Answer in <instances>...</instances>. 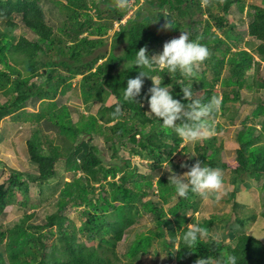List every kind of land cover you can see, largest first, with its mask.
<instances>
[{
	"label": "trees",
	"instance_id": "obj_1",
	"mask_svg": "<svg viewBox=\"0 0 264 264\" xmlns=\"http://www.w3.org/2000/svg\"><path fill=\"white\" fill-rule=\"evenodd\" d=\"M42 1L0 0V95L4 96V100L0 99V128L8 117L15 125H19L17 121L21 119L24 128L30 127L28 160L36 169L31 174L14 168L6 177L5 171L0 170V214L11 203L18 202L25 208L20 222L11 228H0V245L4 244L6 250L0 251V264H131L121 259L117 246L127 241L128 229L146 214L155 220L156 228L138 234L131 242L123 254L131 261L149 254L154 240L162 238L173 264H197L200 258H207L210 264H222L227 255H235L238 264H264V241L238 230L244 228L251 215L254 219L255 213L242 209L234 221L228 216L212 214L200 224L212 233L217 222H225V239L229 237L232 242L204 241L192 249L184 246L181 232L194 219L201 194L190 192L187 198H177L174 186L168 183L171 174L163 173L156 178L153 173H142L133 166L130 157L122 163L108 164L101 148L93 142L98 134L102 135L110 142L113 156L128 148L131 156L152 160L149 165L152 170L168 162L176 173L183 168L182 164L189 169L197 160L222 171L229 170L234 190L228 200L235 198L242 186L247 187L252 182L262 183L260 191L264 192V99L259 98L252 116L247 115L241 121L242 127L237 129L235 136L237 149L233 160L224 159L223 142L211 133L210 138L202 139L203 143L195 147L198 158L192 157L180 164L174 161L173 154L185 139L173 129L162 126L160 120L147 111L151 78L144 77L137 103L126 101L123 96L127 80L144 70L149 75L161 78L163 75V83L172 85L174 97L182 98L181 86L175 82L182 79L179 74L173 79L158 70L132 67L135 53L141 47L147 48L149 56L163 50L168 41L163 35L164 24L169 23L170 39L178 38L185 30L192 39H199L209 49L210 55L202 63L210 64L212 76L207 68L200 74L195 69L193 76L196 79L193 90L200 93L197 95L203 103L213 97L219 98L216 83L229 62L230 75L221 81L232 90L223 93L219 98L222 102L219 110L210 116L226 114L233 102L239 101V109L243 107L247 101L243 88L264 91V76L261 75L264 0L252 4H247L246 0H144L111 34L113 47L109 53L98 54H95L97 48L109 42L107 35L116 21L127 17L130 6L118 8L117 0H57L70 11L63 24L57 26L47 19ZM235 5L240 12L249 8L246 10L250 17L247 31L258 44L247 43L245 36L236 31L237 24L230 23L228 15ZM16 17H21L33 38L13 32ZM122 43V52L116 53V47ZM243 43L251 48L256 45L254 50L259 58L242 48ZM253 65L256 73L250 82L246 74ZM41 76L44 80L39 82ZM76 76H81L85 103L101 101L98 114H89L77 125L70 107L59 105L58 101L72 87ZM29 104L37 105L38 111L27 112ZM29 114L32 118L26 119ZM256 118L261 119L260 128L254 123ZM207 122L213 131V120ZM58 127L73 130L83 137L81 140L76 137L70 149L66 145H55L42 129L57 130ZM86 137L89 144L84 146L88 151L78 158L76 150L83 146ZM183 148L188 150L186 145ZM61 160L65 162L64 171L73 173L71 180H64L58 168ZM246 177L252 182L246 183ZM32 184L39 187L40 203H47L54 197L57 206L42 224L32 222L39 217L36 211L26 214L30 208L37 207L30 202ZM16 195L25 197L18 200ZM174 200L175 204L165 209V205ZM69 205L83 207L84 219L78 227L64 213ZM243 207L244 204L235 202L233 208ZM165 228H168L170 240L165 238ZM78 233L86 239L80 240ZM54 236L59 243L53 242ZM176 243L178 246L174 250Z\"/></svg>",
	"mask_w": 264,
	"mask_h": 264
},
{
	"label": "rangeland",
	"instance_id": "obj_2",
	"mask_svg": "<svg viewBox=\"0 0 264 264\" xmlns=\"http://www.w3.org/2000/svg\"><path fill=\"white\" fill-rule=\"evenodd\" d=\"M56 1L57 0H54V2L52 0H43L42 2L49 22L59 26L63 24V20L68 17L70 11L68 9L63 8ZM143 1L144 0H141L139 3H136V0L127 1V5L130 6V10L128 11L127 18L143 4ZM246 2L247 4L261 3V0H246ZM232 10L233 12L228 15V19L230 20V23L237 24L236 31L241 32L245 36V40L247 41V43L254 44V42H257L258 44L259 41H256L255 38L249 35L247 31V26L250 22V17L246 13L247 12L246 10H249V8L246 7V10H244V12H240L237 6L235 5ZM217 11L218 9L216 8V12ZM92 12L94 13V10H92ZM127 18L123 19L122 21L125 22ZM15 21L17 25L14 28L13 32L16 35L24 34L28 38L34 37L33 33L24 26L21 17H16ZM238 24H242L243 26L239 27ZM166 25L167 24L165 23L164 24L165 27L163 29V35L166 41L167 40L170 41L171 40L170 33L168 32ZM2 27L5 28L4 25ZM8 29H10V27H8ZM114 31H115V26L114 29L110 30L109 34L107 35V39L109 40V42L106 45L97 48L95 54L104 51L109 53L110 49L113 47L112 45L113 43L110 40V36ZM123 46H124L123 43L119 44L116 47V53L122 52ZM241 46L242 48L244 47L252 51L256 59L259 58V55L254 50L256 45H254V47L251 48L249 44L243 43ZM154 54H156V52H154L153 55ZM206 68L208 69L210 76H212L211 75L212 69L209 63L199 64L196 70L200 74ZM255 73H256V67L255 65H253L246 74V77L249 78L250 82H252ZM229 75H230V65L229 62H227L222 70L221 80L229 77ZM261 75L264 76V65L261 69ZM152 76H157V75H152ZM80 78L81 76H76L73 79L72 87L63 96H60L58 98L59 105L66 104L70 107L72 119L76 125L79 123L81 119L86 118L89 114H93V115L98 114V111L101 108V101L85 103L81 92ZM43 80H44V76H41L38 79L39 82ZM221 80L216 83V88L219 90L220 99L222 98L223 93L225 91L232 90L229 86L224 85ZM242 91L245 100H247L246 104L243 107L239 109V104L241 102L239 101L233 102L231 104L232 109L229 110L226 114L218 115L215 117L209 116L208 118V120L209 119L213 120L214 129L212 133L219 137L220 143L223 142L222 152L225 160H233L236 156L237 140L235 136L237 133V129L242 127L241 121L247 115L252 116V113L257 106V102L259 98L264 99V91H257L255 89H248V88H243ZM197 94L199 95L200 93L197 92ZM0 99L4 100V96L0 95ZM146 107H147V111L150 113V108L148 103L146 104ZM38 109L39 107L37 105L35 107L33 104H29L28 107L26 108L27 112L32 114L38 111ZM30 115L31 114H29L26 117V119L32 118ZM233 115H236V119L231 121L230 118H233L232 117ZM20 120L17 121L18 123L20 122V124L15 125V121L12 118L8 117L7 119L4 120L2 127L0 128V143L3 142L4 144L0 146V170L5 171L4 177L8 176L11 172V169L14 168L25 172H30L31 174H34L36 171L35 165H33L28 160L29 155L27 152V140L29 139V137H31L32 130L30 129V127L24 128L23 122L21 123ZM260 120H261L260 118H256L254 122L258 128H260ZM42 132L46 134V136L49 137L50 141L53 142L54 144L56 143L57 145L58 144L66 145L68 148L72 146V144L74 143L73 140L76 137L77 138L80 137V135L78 136V134H76V132H74L73 130H62L59 127L57 130L52 129L48 131L45 128H43ZM82 137L83 136H81L79 140H81ZM93 142L96 145H98V147L101 148L105 161L108 164L111 163L115 164L116 162L122 163L124 160H127L130 157L133 166L136 165L139 171L142 173H153L157 175L156 178L163 173L171 174V172L164 166L152 170V168L149 166L152 163V160L141 158L138 155L131 156L128 148L122 149L116 157L113 156V151L109 147L110 142H108L102 135L98 134L94 138ZM202 143H203L202 140L197 142H189L185 140L183 145H186L188 147V150H185V148L182 149L183 147L182 145L179 148V150H177L173 154L174 161L182 164L186 160L192 157L198 158L199 155L198 152L195 150V147ZM85 144L86 145L89 144V142L87 141V137L84 139V142L81 144L83 146L78 150H76V156L78 158H81L88 151L86 149V146H84ZM191 153L196 155L192 156ZM164 165L168 166L169 168L171 167V165L168 162L165 163ZM64 167H65V162L61 160L58 163V168L61 174L64 175V180H71L73 173L67 171L65 172ZM171 169L173 170L172 167ZM188 170H189L188 168L183 167L180 171L176 172V174L181 175ZM222 172H223L224 184H223V188L220 190L219 193L220 199L216 200L215 194L212 193H209L208 195L205 196L200 195L198 199L199 207L193 213L194 219L188 224L192 222L201 223L204 221V219L210 218L212 214L228 216V218L231 217V219L234 221V219L236 218V214H238V212H240L242 209H243L242 211L249 210L255 213L256 217L254 219H251L253 217V215H251L250 216L251 218L247 221L244 228L238 230L242 232H247L249 234H253L264 241V217H262V212H264V192L260 191V187H261L260 184L262 183L260 184L254 183L251 181L249 177H246L247 178L246 183L252 182V185L248 184L249 186L247 187L242 186L240 190L241 192H239L235 198L228 200L230 198L229 195L234 190V185L232 184V182H230L231 179L230 171L226 170ZM31 186L32 188L30 192L31 194L30 202H32L33 204H37V207L30 208L29 210H27L26 214H30L36 211L39 217L36 221H32V222H34L35 224H42L46 222V218L49 214L57 210L55 199L54 197H52L51 200L48 201L47 203L44 204L40 203L39 187L36 184H32ZM57 194L58 193L56 192L54 196H56ZM16 198L18 200H22L24 199V196L16 195ZM175 202L176 201L174 200L172 203L166 204L165 209L175 204ZM235 202L244 204L245 207L239 210L236 209L234 210L233 207ZM82 209L83 207L77 208L73 205H69L66 211L64 212L76 224L77 227L81 225L82 220L84 219V217L81 214ZM24 216H25V208L23 207V205H20L18 202L11 203L9 204L7 209L0 214V228L1 227L11 228L15 224L20 222V220ZM224 224L225 222L223 223L217 222L216 226L212 230V233L218 237L217 239L218 241L222 240L226 243L232 242V240L229 237L225 239L226 237L224 236V232L226 228ZM155 228H156V222L151 216L146 214L142 217H139L137 219L136 224L128 229V233L130 236L127 239V241H121L117 246V251L119 252L121 259L123 261H128L131 264H173V261H169L168 252L164 243L162 242V238H158L154 240L150 253L147 255L141 256L134 261H131L129 260V258L123 256V254L127 251L128 246L131 244V242L136 238L138 234L147 232L148 229H155ZM167 230L168 228H165V232H166L165 238L167 240H170L171 238L170 235L167 233ZM78 238L80 240L86 239V237L82 236L80 233H78ZM53 240H54L53 242L59 243V239H56L55 236ZM177 246L178 244L176 243L174 246V250L177 248ZM0 251L1 252L6 251L4 244L0 245Z\"/></svg>",
	"mask_w": 264,
	"mask_h": 264
},
{
	"label": "clouds",
	"instance_id": "obj_3",
	"mask_svg": "<svg viewBox=\"0 0 264 264\" xmlns=\"http://www.w3.org/2000/svg\"><path fill=\"white\" fill-rule=\"evenodd\" d=\"M127 6V0H117L118 8L124 9ZM170 26L169 23L166 25ZM209 55L208 47L199 39H192L185 30L178 38L165 42L163 50L154 55L149 56L147 48L141 47L135 53L132 67L135 65L139 69L158 70L161 74L168 73L173 79L179 74L182 79H176L175 82L181 86L182 98L174 97L172 85L169 87V84L163 83V75L161 78L139 70L137 76L127 80L124 99L137 103L136 98L141 95L144 77L149 76L152 80V87L148 90L150 95L147 97L150 113L160 120L162 126L173 129L182 139L189 142L210 138L212 127L207 120L213 112L219 110L222 102L213 97L209 102L203 103L193 90V80H196L193 78L194 71ZM119 111L120 108L117 107L116 112ZM163 166L171 172L168 183L174 186L177 198H187L191 192L202 196L212 193L215 194L216 200L220 199L219 193L224 184L220 168L204 165L201 160H197L188 171L178 175L171 167ZM181 166L187 167L183 164ZM181 239L184 246L192 249L204 241H216L218 237L202 224L192 222L181 232ZM197 264H210V261L200 258ZM222 264H238V258L235 255H227Z\"/></svg>",
	"mask_w": 264,
	"mask_h": 264
},
{
	"label": "bare ground",
	"instance_id": "obj_4",
	"mask_svg": "<svg viewBox=\"0 0 264 264\" xmlns=\"http://www.w3.org/2000/svg\"><path fill=\"white\" fill-rule=\"evenodd\" d=\"M132 9H133V8H132ZM125 18H127V17H125ZM125 18H124V19H125ZM122 20H123V19H122ZM122 20H121V21H116V22H115V28H116V29H118L119 24H120L121 22H123ZM41 69H42V68H41ZM23 70H24V68H23ZM21 71H22V70H21ZM27 114H28V113H27ZM39 116H40V115H39ZM12 117H13V116H12ZM68 133H69V132H68ZM103 133H104V132H103ZM259 141H260V140H259ZM262 143H263V142H262ZM69 149H70V148H69ZM119 151H120V150H119ZM14 154H15V153H14ZM258 154H259V153H258ZM109 162H110V161H109ZM252 163H253V162H252ZM258 164H259V163H258ZM15 165H16V164H15ZM80 172H81V171H80ZM263 172H264V171H263ZM83 179H84V178H83ZM24 197H25V196H24ZM50 203H51V202H50ZM50 203H49V204H50ZM116 215H117V214H116ZM116 215H115V216H116ZM14 226H15V225H14Z\"/></svg>",
	"mask_w": 264,
	"mask_h": 264
}]
</instances>
